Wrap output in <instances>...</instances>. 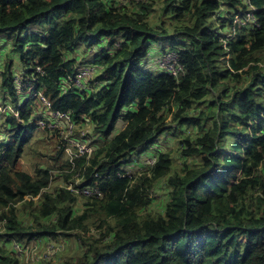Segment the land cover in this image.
<instances>
[{"label": "trees", "instance_id": "1", "mask_svg": "<svg viewBox=\"0 0 264 264\" xmlns=\"http://www.w3.org/2000/svg\"><path fill=\"white\" fill-rule=\"evenodd\" d=\"M141 4L0 0V264H21L14 241L58 234L81 245L61 264H264V0H166L158 24ZM155 45L185 72L148 69ZM57 113L86 129L72 137L90 152H67L51 130ZM40 133L61 148L30 174L21 160ZM166 135L194 163L173 174L159 154L128 173ZM58 176L65 186L51 192ZM163 180L166 204L154 212Z\"/></svg>", "mask_w": 264, "mask_h": 264}, {"label": "rangeland", "instance_id": "2", "mask_svg": "<svg viewBox=\"0 0 264 264\" xmlns=\"http://www.w3.org/2000/svg\"><path fill=\"white\" fill-rule=\"evenodd\" d=\"M124 4L123 6L127 5L130 9L139 10L141 3L150 4V9L152 10L150 13L149 20L152 23L158 24L163 19L166 20V17H163V10L166 6V0H121ZM33 31L32 28H30L25 35L31 34ZM2 45V44H1ZM161 45H155L154 48V55H152V58L155 59L154 63L152 65H148L147 68L150 70H161L168 69L170 67L169 65V59L173 56V53L167 54L164 58L159 56L158 51L161 50ZM88 48L83 46L81 51L79 53H76L75 57H80V61L84 60L85 53H87ZM72 57V56H71ZM14 61L16 62V66H19L18 57L15 55L13 57ZM158 64V65H157ZM155 65V66H154ZM261 66L264 67V62L261 63ZM40 71V69H39ZM20 75H22V69H20ZM46 102V101H45ZM47 103V102H46ZM58 114V113H57ZM54 117H56V114H54ZM1 119V118H0ZM3 123V121H2ZM2 123L0 122V128L2 127ZM125 125L123 123H118L116 133L123 130ZM51 130H59L61 137L64 135L65 140L68 142L70 147L68 148L67 152L69 154L72 153V151L75 148H79L83 152H90L91 147L87 144H84L82 141H79L78 139L72 137L74 136V131H80L86 129H75L74 125L68 126L63 120H60L59 118L56 119V122L54 125L51 126ZM5 134L3 133L1 138L4 137ZM41 137L42 139L45 138V141L43 143H40L36 146H34V149L29 151L21 160V166L22 170L33 174L35 171V167L37 165L41 164H47L51 162L50 158L54 157L56 158L57 152L60 150L61 146L58 145V137H53V140H50L51 135H47L45 133H40L37 135V138ZM62 144H64L63 141H61ZM178 136H169L166 135L165 137H162L159 141L158 145L154 148L152 151L153 153L150 155H145L143 157H136L135 159L139 163H134V165H129L126 167L128 173L132 175H138L144 172V170L141 169V167H152L157 163V156L159 154H169L171 156L172 162H173V171L172 173H180L181 169L184 167V163L188 162L189 164H193L190 159L186 160L181 156L180 154V146L178 143ZM58 147V148H57ZM156 153V154H155ZM77 182H79V176L77 175ZM65 186V180L63 177H55L52 181V184L50 186V191H55L56 188ZM79 187L78 184H75L74 188L76 189ZM77 194L80 195L81 191L80 189H76ZM154 197L157 200V204L154 205L153 209L154 212H160L164 209L166 204V180L161 181L157 184L154 191ZM83 196V195H82ZM26 200H28L26 198ZM35 202L38 201V198L34 199ZM84 198H81L79 200V204L77 208L81 212L82 204H83ZM161 207H163L161 209ZM25 221L30 224L29 220L25 219ZM92 232L95 233V228L92 229ZM92 234V233H90ZM89 234V235H90ZM1 235H3L1 233ZM6 238V237H5ZM5 238H1L2 242L5 243L6 241L3 240ZM58 240L57 241H50L51 243H43V242H37L32 241L28 244H22L21 246L18 244H15L13 247L10 245L11 250H13L14 256L17 257L21 264H61L62 262L70 259L77 260L81 256V245L78 242V237L73 234L71 236H64L62 234H58Z\"/></svg>", "mask_w": 264, "mask_h": 264}, {"label": "built area", "instance_id": "3", "mask_svg": "<svg viewBox=\"0 0 264 264\" xmlns=\"http://www.w3.org/2000/svg\"><path fill=\"white\" fill-rule=\"evenodd\" d=\"M247 20L248 21H252L253 23L255 22L256 23V19H255V16L251 13L247 16ZM164 58V57H163ZM169 61V65L170 67L168 69H163L161 68L162 71H168L172 74H174L175 77H178L180 74L184 73V69H181L178 65V62L175 60V55L173 54V56L171 57V59L168 60ZM158 65V64H157ZM81 76H85V75H88L89 76V72L88 71H84L82 74H80ZM78 84L80 85V81H79V77H78V80H77ZM44 101H46L44 98H43ZM66 115L64 114H56V117L59 118V119H62L64 118ZM67 119H69V116L67 117ZM82 193L85 195V196H91L94 191L90 188V187H86ZM37 242H42V241H37ZM15 244H18V245H22L23 243H20V242H17V241H14L13 242V247L15 246Z\"/></svg>", "mask_w": 264, "mask_h": 264}, {"label": "bare ground", "instance_id": "4", "mask_svg": "<svg viewBox=\"0 0 264 264\" xmlns=\"http://www.w3.org/2000/svg\"><path fill=\"white\" fill-rule=\"evenodd\" d=\"M179 67H180L181 69H184V67H183L182 65H179Z\"/></svg>", "mask_w": 264, "mask_h": 264}, {"label": "clouds", "instance_id": "5", "mask_svg": "<svg viewBox=\"0 0 264 264\" xmlns=\"http://www.w3.org/2000/svg\"><path fill=\"white\" fill-rule=\"evenodd\" d=\"M174 54V53H173ZM175 55V54H174Z\"/></svg>", "mask_w": 264, "mask_h": 264}]
</instances>
